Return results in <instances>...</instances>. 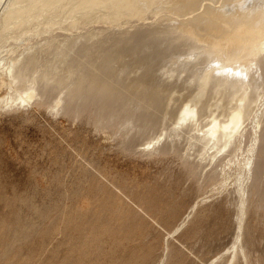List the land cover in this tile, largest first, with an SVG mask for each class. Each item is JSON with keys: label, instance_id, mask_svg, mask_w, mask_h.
Instances as JSON below:
<instances>
[{"label": "bare ground", "instance_id": "obj_1", "mask_svg": "<svg viewBox=\"0 0 264 264\" xmlns=\"http://www.w3.org/2000/svg\"><path fill=\"white\" fill-rule=\"evenodd\" d=\"M2 2L0 0V51L2 53L4 50L8 51V54L1 58L0 64L7 76H11L8 77L9 80L11 79V83L8 81L10 83L8 84L12 85L10 86L12 88L0 98V108H6V106L18 108L22 103L35 104V106H46L50 110H62L75 117L87 111L93 118L91 121L94 120V125L97 127L113 128L116 133L122 131L119 132V134L122 133L121 135H117L121 136L119 140L127 151L132 150V146L135 147L134 144L141 138L144 141L149 139L144 144L146 148L141 149L143 152L148 151L154 143L148 154L154 152L178 154L177 156L184 159L187 175L190 177L197 176L200 179L208 166L211 168L204 174L207 182L213 180L215 182L219 179V175L224 173L225 177L222 176L221 182L230 185L227 182L231 179L232 192L239 195H237L239 199L235 202L237 206L236 236L230 248L227 264H237L241 256L248 264H255L249 257V252L246 250L248 247L244 245L246 240L244 241L242 237H244L248 206L253 205L252 203L248 205L249 200L258 197L256 207H264V182L262 180L264 173V0H4ZM35 35L40 36L34 39ZM22 37L26 45L18 47L16 42L21 41ZM11 40H13L12 43ZM3 84L0 80V88L4 86ZM178 103L179 106L174 111L173 108ZM171 117L175 118L174 126H171L173 123L168 124ZM196 130L198 133L192 134V131L197 132ZM186 131L189 135L185 134V136L189 138L186 137L185 140L187 139L190 143L194 139V142L189 144L188 150L194 149L192 145L198 147L194 149L195 152L193 150L194 153L186 150L188 152L184 154L183 149L180 150L177 146V138L180 135L182 138L185 137L183 133ZM156 133L159 135L155 136ZM161 141L162 144H160ZM133 150L130 152L135 151ZM191 156L195 158L192 161ZM153 192L154 197H157L155 190ZM149 193L152 194V192ZM147 195L149 196L146 192L145 196ZM154 200L153 198L152 201ZM159 201L161 200L157 203H160ZM161 202H166V200L163 199ZM149 205H146L147 208L150 207ZM195 207L196 205L192 209L195 210ZM166 210L168 212L170 209ZM69 211L71 209L66 214L64 213L66 218H68ZM106 211L110 212V209ZM119 212L120 210L117 216L120 215ZM61 213L59 212L60 217L63 215ZM135 216L133 214L132 219ZM69 217L71 219V216ZM97 217H99L98 214H92L89 220ZM187 217L175 231L180 230L186 223ZM126 219L129 220L127 217ZM74 220L76 221L77 218L75 217ZM48 221L49 219L47 223ZM2 222H0L1 227ZM44 223L45 221L43 225ZM100 224L104 226L106 222ZM83 226L89 225L84 224ZM89 228L87 227L88 233L90 229H93ZM110 229L105 231V234ZM1 230L0 237L3 233ZM84 230L81 235L87 233V230L86 232ZM15 233L18 232L14 230ZM145 234L147 235L146 232ZM106 235L108 240V236L112 238L113 233H111L112 236L110 232ZM118 236L116 238H119ZM142 236L144 238V234ZM82 237L88 239L85 234ZM51 238L53 240V237ZM68 240H70L69 236ZM58 241H53V244ZM63 241L67 244L66 240L63 239ZM139 242V244L143 243ZM24 244L30 246L31 243ZM95 245L98 244L95 242ZM32 247L35 248L33 245ZM136 247L133 250L137 249ZM132 248L128 250L129 253ZM38 249L41 250L40 247ZM43 249L41 254H43ZM10 250L8 252L6 249L3 252L0 249V264H23L24 262L19 259L20 249L15 252H10ZM82 250L79 252L83 253ZM103 250L102 247L100 251L103 252ZM133 250V253L136 252ZM79 252L78 255H82ZM122 252L120 249V253ZM37 253L34 254L40 256V253ZM67 253L69 257L70 252L67 251ZM85 255L82 256L87 258ZM130 255L131 253L128 256ZM116 256L126 264L120 255V257ZM22 257L24 258V255ZM93 258L90 260L89 257L90 262ZM28 260L32 259L28 258ZM36 261H38L37 258ZM78 261L82 263V260ZM27 262L29 264V261Z\"/></svg>", "mask_w": 264, "mask_h": 264}, {"label": "rangeland", "instance_id": "obj_2", "mask_svg": "<svg viewBox=\"0 0 264 264\" xmlns=\"http://www.w3.org/2000/svg\"><path fill=\"white\" fill-rule=\"evenodd\" d=\"M2 1L4 2V0ZM38 36L40 35H35L34 39L39 38ZM23 38L24 37H22V39L20 38L21 41L19 40L16 42V45H19L18 47L26 45V43L24 44L25 40ZM4 40L5 39H3V41ZM12 41L13 40H11V43ZM12 46L13 45H11V47ZM7 54L8 51L4 50L3 53L0 51V61L1 58ZM2 68L0 64V73L2 72L0 74V80L4 83V86L0 88V98L7 94V91L10 92V88H12L10 87L12 85H9L11 83V79L9 80L11 76H7L5 69ZM8 81H10V83ZM178 106L179 103L174 106L173 110L176 111ZM92 119L93 118L89 116V112L87 111L75 117L71 114L64 113L62 110H50L46 106H35V104L25 105L22 103L18 108L10 106L0 108V222H2L1 220L4 218L2 227L0 224V230L2 229L1 231L3 232L0 237V242L2 241L0 243V249L3 252L6 249H8V252L10 249V252L19 251L20 249L19 259L21 262H24L23 264H28L27 261H29V264H34L36 262L38 264L41 262H44L43 264H50L51 260L54 264H74L73 262L79 264L80 261L78 260H82L83 264H89L93 257L95 258H93L90 264H114L115 261V264H117V262H119L118 264H122L123 262L116 255H120L121 259L125 260L124 262H126V264H133L134 262V264H227L230 248L236 236L237 206L235 202L239 199L238 193L232 192V180L230 179L227 182V184L230 185L221 182L223 177H225L223 173V175H219V179H216L215 182L214 180L205 181L204 174L210 170V166L203 171V176L201 175L202 178L200 175V179H198L197 176L190 177L187 175L184 159L177 156L178 154L173 152L162 154L154 151H152L154 152L153 154H148L149 149L152 148L154 143L148 148V151L146 150L143 152L141 149L146 148L144 144H146L149 139H145L144 141V139L141 138L136 142H139L138 144H134V146L136 145L135 147L132 146L133 149L135 148V151L132 149L134 152H130L132 151L131 149L127 151L122 147L123 144H121L119 140L121 136L118 135H121L122 133L119 134V132L122 131H117L116 133V130L113 128L97 127L94 125V120L93 122L91 121ZM174 119L175 118L171 117L168 124L170 123L169 125H171L173 123L171 126H174ZM157 133L155 136L159 135ZM194 133L197 134L198 131H192V134ZM185 134L189 135L187 131L183 133V136H185ZM181 136L182 135H180V137ZM180 137H178L180 140L178 138L176 140L180 150L183 149L182 152L184 154H187L189 150L194 153L196 148H198L195 145L191 144L195 150H188V148H190L189 144L194 142V139L189 143L187 139L185 140L187 136L183 138ZM156 141L157 140H155V142ZM162 141L160 144L164 142ZM194 157L191 156L190 160H194ZM218 169H220V167ZM262 178L264 182V173L262 174ZM219 182L221 184H219ZM147 189L155 190V196L158 198L154 197L153 190L149 191ZM160 189L163 192L159 191ZM156 191L161 195L165 194L166 197L165 195L162 197L157 194L158 192ZM142 192H145V195L147 192L149 198L143 195ZM149 192H152V194ZM138 193L140 195H137ZM150 195L153 196L151 197ZM95 196L97 197L94 198ZM122 198L123 200L121 201ZM137 198H139V200ZM153 198L155 199L154 201H152ZM254 198V201L249 200L248 203V205H251V203L253 205L248 206L249 209L246 213L243 233L244 237L242 238L244 241L246 240L244 245L248 247L246 250L249 252L251 261L255 264H264V207L257 208L256 200L258 197ZM149 199L150 201H148ZM163 199L164 201L166 200V202H161ZM158 200H161L159 201L160 203H157ZM88 201L89 203L93 202L94 205L93 203L89 204ZM168 201L169 205L167 204ZM151 202L152 204H150ZM124 203L128 204L129 207L127 205L125 206ZM158 204H160V206H158ZM146 205L150 207L147 208ZM195 205L196 209L193 210L192 208ZM72 207L74 208L72 209ZM111 207L114 209V213ZM167 208L168 210L170 209L168 212L166 210ZM70 209L72 212L69 211V213L72 215L68 213V218H66L65 214ZM109 209L110 212L106 211ZM119 210L120 217L117 216ZM136 210L139 211L137 212ZM81 211L82 213H80ZM127 211L132 212L128 213ZM59 212L63 213L61 217ZM76 212L79 214L75 215L74 213ZM153 212H155V214ZM51 214L54 216L52 215L51 217ZM92 214H98L99 217L89 220L92 218ZM133 214L134 216L136 214V216L132 219ZM74 215L77 220H74L75 217L73 220L77 223L72 220ZM69 216H71V219H69ZM126 217L129 220H127ZM186 217V223L182 225L180 230L175 231L177 226H179ZM48 219L49 221L47 223ZM58 219H62V221L60 222ZM82 220L86 221L84 222ZM44 221L47 226L45 223L43 225ZM65 221L67 223H65ZM103 222H106V225L100 226V223ZM51 224L54 225L51 226ZM84 224H88L89 226L84 227ZM54 226H56L55 230ZM87 227L93 228L92 230L89 228L91 233H88L89 230H87ZM83 228L87 230V233L84 234L85 236L87 235L88 239L82 237L84 234L81 235L84 230ZM109 228H111L109 231L110 235L113 233V236L111 235L112 238L108 236V242L106 234L109 232L105 234V231H108ZM14 230L18 233L14 234ZM53 230L56 231L55 234L57 236L53 234ZM85 230L84 232H86ZM28 231L30 232L28 233ZM115 233L117 236L119 235V238H116L117 236ZM142 234H144V238L143 236L141 237ZM5 235L7 237L6 239ZM67 235L70 240H68ZM129 235H131V237ZM15 236H17V238ZM33 236L34 238H32ZM42 237L44 238L42 239ZM51 237H53V240H51ZM63 239L67 241V244L68 241H70L71 244L74 245H71L69 242L70 247H68L69 244L67 246ZM119 239L122 240L120 241ZM86 240L89 241L86 242ZM129 240L131 242H136L132 245ZM47 241H51L52 243H48ZM53 241L58 242L53 244ZM94 241L98 245H95ZM139 241L143 243L139 244ZM29 242L31 243V247L28 246L29 244H24ZM149 242H154L156 246L154 243L150 244ZM145 243H149L150 245L148 244V246ZM32 245L35 246V248L32 247ZM47 245L48 247H46ZM92 245L97 247H93ZM20 246L22 247L20 248ZM64 246L67 247L65 248ZM39 247L41 250L46 248L45 250L43 249V254H41V250L38 249ZM102 247L108 252L107 254H103V252H105L104 250L101 252ZM134 247L138 249V252L137 249H135L136 252H132ZM25 248L29 250L31 248V251ZM36 248L38 249L37 251L35 250ZM131 248L132 250H130V253L133 255L128 256L130 254L128 250ZM72 249L75 250L74 253ZM77 249H83L84 251L82 250L83 253H80L81 251L79 250V252ZM110 249H112V251L109 252ZM120 249L123 251L122 253H120ZM28 251L31 254L30 256ZM65 251L66 253L67 251L70 252L71 258L70 255L69 257L67 255L69 253H64ZM21 252L24 253L22 254ZM35 252H39L40 256L34 254ZM78 252L83 256L86 254L85 256H87L88 259L82 255L79 256ZM89 253L91 255H89ZM101 253L103 255H100ZM23 255L25 260L22 257ZM25 255L27 256L25 257ZM65 255L67 256L63 257ZM106 255L109 258L106 257ZM145 255L147 257H145ZM33 256H37L36 258L38 261H36V258ZM39 257L40 259H38ZM41 257H43L42 260ZM103 257H105V259ZM111 257L115 259L112 260ZM28 258L32 260H28ZM45 258H47V260ZM77 258L79 259L77 260ZM175 259L177 260L174 261ZM239 259L237 264H248L242 256ZM86 260L88 262H86ZM53 262L51 263L53 264Z\"/></svg>", "mask_w": 264, "mask_h": 264}, {"label": "snow or ice", "instance_id": "obj_3", "mask_svg": "<svg viewBox=\"0 0 264 264\" xmlns=\"http://www.w3.org/2000/svg\"><path fill=\"white\" fill-rule=\"evenodd\" d=\"M228 71H230V70H228ZM236 75H239V73H236Z\"/></svg>", "mask_w": 264, "mask_h": 264}]
</instances>
